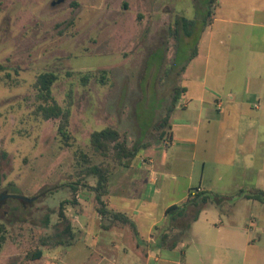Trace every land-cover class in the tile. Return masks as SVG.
<instances>
[{
	"label": "rangeland",
	"instance_id": "rangeland-1",
	"mask_svg": "<svg viewBox=\"0 0 264 264\" xmlns=\"http://www.w3.org/2000/svg\"><path fill=\"white\" fill-rule=\"evenodd\" d=\"M57 1L0 0V194L9 195L0 204V224L4 225L0 264L15 260L20 264H144L143 256L131 247V239L121 241L117 231L102 227L110 221L99 219L96 211L92 187L97 180L80 173L88 164L110 165L109 194L104 198L120 209L130 204L121 200L128 181L139 176L138 170L119 166L113 150L106 156L93 151L91 134L111 128L129 147L154 142L174 89L180 85L189 92L178 101L176 119H170L173 126L188 116L181 108L186 99H192L191 111L199 104L204 81L207 94L220 95L224 101L225 129L232 130L238 118L244 125L251 123L250 117L264 107V82L257 88L254 79L257 64L264 62V29L236 22H261L264 11L251 12L247 0H217L208 19L210 23L215 18L212 38L181 78L179 70L205 24L209 0ZM254 1L256 7L263 4ZM241 3L249 7L240 9ZM183 17L198 20L191 38L183 30ZM255 51H263L261 58L254 56ZM43 73L56 76L52 97L70 110L69 145L58 131L60 120H44L36 113V82ZM209 106L214 110V105ZM253 120V124L260 123ZM170 122L161 143L164 147L169 145ZM255 128L261 132L258 142L262 145L264 125ZM232 142L228 145L234 146ZM80 152L89 163L80 158ZM237 177L217 186V192L230 198L217 209L209 207L213 217L193 224L175 251L152 247L148 264H161L156 257L163 260L167 255L177 264H264V206L240 193L264 190V186ZM158 178L162 190L155 197L162 205L178 201L200 183L197 174L192 181L188 177L174 181L167 172ZM78 182L85 186L80 185L74 194L72 187ZM163 182L176 191L167 192ZM202 186L215 187L207 179ZM64 200L70 202L65 214L72 224L74 243L45 246L41 259L27 261V254L41 248V237L61 234L64 224L58 212ZM142 211L137 238L147 244L150 221L159 219L161 212L149 204ZM187 222L181 219L180 224ZM166 223L161 222V227ZM158 232L153 233L155 239ZM248 239L256 240V247L246 249ZM112 241L121 246L118 255L111 253V258L101 260L98 245L112 246Z\"/></svg>",
	"mask_w": 264,
	"mask_h": 264
},
{
	"label": "crops",
	"instance_id": "crops-1",
	"mask_svg": "<svg viewBox=\"0 0 264 264\" xmlns=\"http://www.w3.org/2000/svg\"><path fill=\"white\" fill-rule=\"evenodd\" d=\"M260 1L263 4H259L256 7L254 5V0H247V2H251V12L264 11V0H259V2ZM238 5H236L237 8ZM248 7L249 6L243 5L241 3L240 9H247ZM214 20L215 18L203 31L202 38L199 41L198 55L192 59V61L200 57L201 49L204 50L202 46H205V44L207 45L208 41L212 38V33H210V30H213L212 27L215 23ZM236 24L249 26L251 28L257 27L264 29V20L261 22H255L250 21L249 19H243L238 20ZM262 52L263 51H255L254 56H256V58H261L260 55H262ZM257 66L259 72L254 77L256 83L255 87L261 88V81L264 82V62L262 65L257 64ZM247 80L249 82L251 79L248 77ZM203 87L204 90L202 92V97L199 99V104L196 105V107H193L192 111L190 110V103L192 102V99H186L183 106H181V108L188 112L187 118L180 121V124H176L174 126L172 125V122H170L169 145L164 147L161 145V143L153 144L146 149H142L138 153L131 168L138 170L139 176L128 181V189L125 196L121 200L127 201L130 204H128L127 207L123 206L118 209L113 203H111L110 200L107 202L108 207L111 210L126 214L135 223L137 235L140 234L138 227L139 218L144 215L145 212L142 211V208H144L147 204L154 208H159V212H161L160 218L151 220L150 225L148 226L149 238L147 240V244H141L137 238L138 236H136V232L129 226L119 227L114 225L108 227V225H102V227L107 231H117L120 235L119 237L121 238V241L125 240L126 238L128 240L131 239V247L135 248L138 253L143 256L141 259L143 258L144 264L149 263V259L154 253V251L151 250L152 243L155 241L153 233L156 231L157 227H161V222L167 221V209L173 205H178L185 202L191 194L196 192L195 189H189V193L180 199H177L178 201L164 205L157 204L155 196L160 192V190H162V185H160V179L158 178L159 174L164 173L165 175L166 172L170 173V176L174 181H177L179 177H188L189 180L192 181L195 174H197L198 177H200V183L196 189L213 192L223 196L226 199H229L230 197L220 194L217 192L216 188L219 186V184H222L226 181L230 182L238 178L237 176L242 178L241 180H251V184L264 186V139L261 140L263 144L259 145L258 140L260 138L261 132L259 128L258 130L255 128V126L258 124L262 123L264 125V107L259 111V114L253 116L254 118H257L259 120L258 122L260 123L253 124L254 118L250 117L251 123L249 122V124L244 125L241 123L240 118H238L239 120L237 125L232 130L231 128L228 130L225 129L226 127L224 126V117L222 115V107L224 106L223 99H221L220 95L207 94L206 81L203 82ZM184 88L186 91L182 96H185L189 92L188 87L184 86ZM230 98L233 100L234 96L231 95ZM248 98L250 97L247 96V99ZM219 103H221L222 106L221 110H218ZM242 104H244V102H242ZM209 105H214V110ZM177 108L178 107H176L173 112V120L174 118L176 119L175 112ZM255 109L258 110L259 106H256ZM244 111L245 108L242 113H245ZM240 126L243 128L240 129ZM232 139L234 146H229L228 144ZM143 159L146 160L144 161L145 163H143ZM206 179L207 182L211 184V186L215 187H208L207 189L206 187L202 186L204 180ZM163 184V187H165L167 192L170 190L175 192L177 189L173 187L171 188L170 183L165 185L163 182ZM256 202L258 203V201ZM135 203H137L138 206H133ZM124 204H126V202ZM209 207L217 209V206L213 204ZM212 208L202 211L198 220L195 221L194 224L203 219V217L206 220H208L207 217H213L209 216V214H211L210 211ZM262 209L264 210V208ZM101 218L102 217L99 215V219ZM210 224H212L211 226H216V223ZM97 245L98 244L96 243L95 248ZM111 245L112 246L107 244H103L102 246L98 245L97 250L99 254H102L100 255L101 260L111 258V253L117 254L119 252L118 250L121 249V246L114 241H112ZM244 246L246 249H248L250 246L256 247V240L250 241V239H248ZM183 247L184 245L182 244L180 249ZM124 250H126L127 253V249L125 248ZM185 256L186 254L184 257ZM123 260H126V258H123ZM139 260L140 258H138V262ZM155 260L161 264L162 262L163 264H177L178 262L172 255H167L163 260L160 257H156ZM112 261H117L115 256ZM185 262H187L186 259ZM100 263L101 262L98 264Z\"/></svg>",
	"mask_w": 264,
	"mask_h": 264
},
{
	"label": "trees",
	"instance_id": "trees-1",
	"mask_svg": "<svg viewBox=\"0 0 264 264\" xmlns=\"http://www.w3.org/2000/svg\"><path fill=\"white\" fill-rule=\"evenodd\" d=\"M216 1L217 0H209L206 4L203 20V23L205 24L203 25V28L199 33L198 39L196 40L192 51L190 52L186 60L183 61V64L179 70V75L181 76V78L183 76V73L186 71L189 63L198 55L199 39L202 32L204 31V28L211 24V22H208V19H210L212 16V9ZM181 23L186 36L191 38L196 29L195 27L198 23V20H188L183 17ZM55 80L56 76L50 73H43L38 77L36 82V100L38 101L36 113L39 114L44 120H60L58 131L61 137L64 139L66 145H69L70 136L67 132V128L70 123V110L69 108H61L53 99L52 86ZM185 91L186 89L180 85H178L174 89V93L171 98V105L162 118L161 124L159 126L160 133L158 135V138L155 139L154 142L142 143L134 147H129L126 141H120L119 133L116 130L110 128L101 131H95L91 134L90 143L93 151L106 156L110 150H113V157L117 161L119 166L123 168L131 167L138 153L142 149H146L153 144H160L166 139V136L168 134L166 128L169 126L171 116L178 104L179 99L182 97ZM80 158L85 163H89V159L86 154L80 152ZM111 169L112 168L110 165L88 164L85 168L81 169L80 173L83 177H93L97 180L96 185L92 187V190L95 192V201L97 203L96 211L102 218L108 219L110 221L108 227L114 225L119 227L129 226L136 232V236H138L135 223L126 214L111 210L108 207L107 201H105L104 197L109 194V175L111 173ZM80 185L85 186V184H81L78 182L75 184V186L72 187L74 194L76 193V191H78V187ZM1 186L2 180L0 177V189ZM195 191V195L191 194L185 202L178 205H173L167 209V223L164 227H161V229L159 227L156 228V231L159 230V232L154 244L152 245L153 248H162L166 250L177 249L183 238L188 235L194 222L198 220L199 215L202 211L208 209L212 204L221 207L223 202L227 200L223 196L213 192L201 191L199 189H195ZM240 193L245 199L255 200L264 204V190L262 189H257L254 192L248 194L244 193L243 191H241ZM4 196L6 195L0 194V198H3ZM6 199H1L0 204L3 203ZM68 203H70L68 200H64L61 202L59 207L58 215L61 218V223L64 224V229L62 230L61 234L41 237V248L37 249L35 252L27 254L25 257L27 261L41 259L44 256L43 247L45 246L57 247L65 246V244H67L66 246H68L74 243L75 234L72 229V224L65 214V205ZM73 203L76 204V202ZM181 219H188V222L185 225H182L180 224ZM3 230L4 225L0 224V232H2ZM63 236H66L65 240L62 239ZM0 239L3 238L0 237ZM11 264H20V262L18 260H15Z\"/></svg>",
	"mask_w": 264,
	"mask_h": 264
},
{
	"label": "water",
	"instance_id": "water-1",
	"mask_svg": "<svg viewBox=\"0 0 264 264\" xmlns=\"http://www.w3.org/2000/svg\"><path fill=\"white\" fill-rule=\"evenodd\" d=\"M63 0H58L57 3H61ZM7 197H9V195H6L4 196L3 198H0L1 199H6ZM16 198H21L20 196H15Z\"/></svg>",
	"mask_w": 264,
	"mask_h": 264
},
{
	"label": "built area",
	"instance_id": "built-area-1",
	"mask_svg": "<svg viewBox=\"0 0 264 264\" xmlns=\"http://www.w3.org/2000/svg\"><path fill=\"white\" fill-rule=\"evenodd\" d=\"M221 103L218 104V110H221ZM196 192H194L192 195H195Z\"/></svg>",
	"mask_w": 264,
	"mask_h": 264
}]
</instances>
